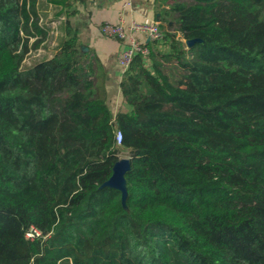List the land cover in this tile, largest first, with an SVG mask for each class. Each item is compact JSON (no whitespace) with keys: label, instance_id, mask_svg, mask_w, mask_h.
<instances>
[{"label":"trees","instance_id":"obj_1","mask_svg":"<svg viewBox=\"0 0 264 264\" xmlns=\"http://www.w3.org/2000/svg\"><path fill=\"white\" fill-rule=\"evenodd\" d=\"M153 1L175 31L158 19L168 49L133 57L113 114L69 21L22 69L49 30L0 0V264H264V0Z\"/></svg>","mask_w":264,"mask_h":264},{"label":"crops","instance_id":"obj_2","mask_svg":"<svg viewBox=\"0 0 264 264\" xmlns=\"http://www.w3.org/2000/svg\"><path fill=\"white\" fill-rule=\"evenodd\" d=\"M62 2V5L58 4L62 9L57 17L59 20H51L50 22L59 24L57 27V34L59 32L56 38L57 45L60 38L63 37L62 23L67 19L70 26L77 31L81 51L95 57L100 64L106 104L113 111V114L125 110L119 87L122 77L117 65V55L121 48V42L115 38L103 36L100 32V26L103 23L116 24L121 16L126 23L132 20L137 22L158 20L160 14L154 1L64 0ZM57 45L53 53L57 50Z\"/></svg>","mask_w":264,"mask_h":264},{"label":"built area","instance_id":"obj_3","mask_svg":"<svg viewBox=\"0 0 264 264\" xmlns=\"http://www.w3.org/2000/svg\"><path fill=\"white\" fill-rule=\"evenodd\" d=\"M100 32L105 37L115 38L121 42V48L117 55V65L121 77L124 76L136 54L143 56L148 54L146 43L159 41L163 37L159 20L153 19L147 22L132 20L126 23L122 16L116 24L103 23L100 26ZM120 138V133L117 131L115 136L117 144L120 143ZM38 235L39 232L32 227L25 233L27 238Z\"/></svg>","mask_w":264,"mask_h":264},{"label":"rangeland","instance_id":"obj_4","mask_svg":"<svg viewBox=\"0 0 264 264\" xmlns=\"http://www.w3.org/2000/svg\"><path fill=\"white\" fill-rule=\"evenodd\" d=\"M62 1H64V0H39L40 4H39L38 10L40 13V21H41L42 25H44L45 27L48 28V30L50 29V33H49L50 38L38 50L30 51L27 54V56L23 60V63L21 66L22 69H26L29 66H31L32 64H34L35 62H37L41 59H44V58H48L49 56L52 55V53H53V51L57 45V39L56 38L59 35V32L57 34V31H58L57 27L59 24L57 22H54V24H52L50 22H51V20H54V21L59 20V19H57V17L60 15V13L62 11V9H60V7H59V5H62V3H63ZM183 1L189 2V0H183ZM54 5H56V6H54ZM159 16H160L159 20L161 22V26H162L164 33L174 32L176 25L173 22V20L168 18L167 16H164V15H163V19L161 17L162 15H159ZM184 42L187 46L188 45L187 41H184ZM154 49H155V51H159V52L167 51L168 44L166 41H164V39L159 40L155 43ZM163 71H164V73H166L168 75V77L172 83L176 84L181 79L180 76L182 74V71L179 70L173 63L165 64V66L163 67ZM116 157L118 160H121V159L128 160L130 157V152L126 148L119 147L118 151L116 153Z\"/></svg>","mask_w":264,"mask_h":264},{"label":"water","instance_id":"obj_5","mask_svg":"<svg viewBox=\"0 0 264 264\" xmlns=\"http://www.w3.org/2000/svg\"><path fill=\"white\" fill-rule=\"evenodd\" d=\"M192 41H187V44L189 45ZM129 169V159L126 160V159H121V160H117L113 167H112V174L111 176L109 177V179L107 181H105L103 183V185H107V186H110V187H113V188H116L118 190L121 191L122 193V199L124 198L125 196V181H124V173ZM119 171L120 173V177H121V180H122V183H123V187H124V192H122V190L119 188V187H116L114 185H110L109 183H107L109 180H111V178L113 177L115 171Z\"/></svg>","mask_w":264,"mask_h":264},{"label":"bare ground","instance_id":"obj_6","mask_svg":"<svg viewBox=\"0 0 264 264\" xmlns=\"http://www.w3.org/2000/svg\"><path fill=\"white\" fill-rule=\"evenodd\" d=\"M107 183H109L110 185L119 187L122 190V192H124V187H123V183H122L119 171L116 170L111 180H109Z\"/></svg>","mask_w":264,"mask_h":264}]
</instances>
